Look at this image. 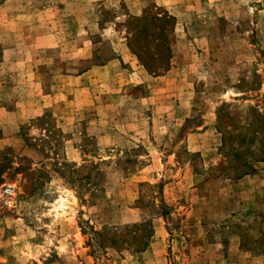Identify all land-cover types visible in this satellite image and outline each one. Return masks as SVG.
Segmentation results:
<instances>
[{
	"label": "rangeland",
	"instance_id": "rangeland-1",
	"mask_svg": "<svg viewBox=\"0 0 264 264\" xmlns=\"http://www.w3.org/2000/svg\"><path fill=\"white\" fill-rule=\"evenodd\" d=\"M263 145L264 0H0V264H264Z\"/></svg>",
	"mask_w": 264,
	"mask_h": 264
},
{
	"label": "trees",
	"instance_id": "trees-1",
	"mask_svg": "<svg viewBox=\"0 0 264 264\" xmlns=\"http://www.w3.org/2000/svg\"><path fill=\"white\" fill-rule=\"evenodd\" d=\"M146 13H143L140 17H135L133 19V22L136 24H142L146 19H150V22H160L162 21L157 16H152L146 18ZM168 20L170 21L168 28L170 32H172L174 24L172 21H174V18L169 17L166 13L163 17V21L160 23H167ZM167 21V22H166ZM154 24V23H152ZM160 33L156 35V37L152 41V45L149 48L148 52L151 59L150 61L145 57V50L144 48L135 47V38L137 37L138 32L132 31L129 34L128 38V49L130 52L137 58L139 63L143 66L145 71L150 75H156L161 72H165L168 70L171 60V49H170V43L168 42V32L166 28H161ZM264 146V145H263ZM253 160L256 162L264 161V155L261 157H253ZM240 171L237 174L238 178L247 176L250 173L253 172L252 165L248 162H244V164H241ZM244 168V169H243ZM243 169V170H242ZM239 170V168H238Z\"/></svg>",
	"mask_w": 264,
	"mask_h": 264
},
{
	"label": "crops",
	"instance_id": "crops-1",
	"mask_svg": "<svg viewBox=\"0 0 264 264\" xmlns=\"http://www.w3.org/2000/svg\"><path fill=\"white\" fill-rule=\"evenodd\" d=\"M189 138H191V137H189ZM189 138H188V140H190ZM192 138H193V137H192Z\"/></svg>",
	"mask_w": 264,
	"mask_h": 264
}]
</instances>
